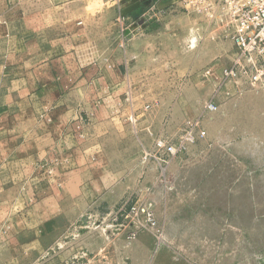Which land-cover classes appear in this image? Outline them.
I'll list each match as a JSON object with an SVG mask.
<instances>
[{
	"label": "rangeland",
	"instance_id": "374dc122",
	"mask_svg": "<svg viewBox=\"0 0 264 264\" xmlns=\"http://www.w3.org/2000/svg\"><path fill=\"white\" fill-rule=\"evenodd\" d=\"M169 1L161 0L160 6ZM132 6L133 0H0V166H18L20 148L13 136L18 119L27 120L28 131L34 127L37 65L66 49L72 30L88 28V45L118 46L130 37L132 24L146 23L143 16L135 20L139 14L132 11L121 14ZM169 6L179 8L176 0ZM178 11L164 22L186 17L187 31L174 38L189 41L199 33L196 19L201 20L184 8ZM155 20L160 26L163 16ZM186 48L189 61L198 47ZM225 59L220 54L211 63L193 61L201 68L194 67L188 78L184 116L203 119L200 114L212 98L218 109L206 114L204 123L217 122L219 128L213 132L209 125L206 136L168 162L159 186L168 205L155 207L144 192H133L107 212L76 216L53 248L26 256L24 264H264V142L247 141L240 128L243 122L256 128L264 121V85L226 80ZM22 103L26 111L19 110ZM2 125L10 126L7 141ZM24 145L33 150L32 134ZM53 163L39 167L51 174ZM25 166L32 169L35 162L27 160ZM132 206L153 210L156 225L147 226L141 214L130 215Z\"/></svg>",
	"mask_w": 264,
	"mask_h": 264
},
{
	"label": "crops",
	"instance_id": "0c3cea01",
	"mask_svg": "<svg viewBox=\"0 0 264 264\" xmlns=\"http://www.w3.org/2000/svg\"><path fill=\"white\" fill-rule=\"evenodd\" d=\"M160 1L133 0L132 8H123L121 14L132 11L139 14L135 20L143 16L146 23L132 24L130 37L118 46L88 45V28L72 30L68 47L37 65L34 127L28 131L27 120L18 119L13 128L18 166H0V264H24L26 256L42 255L71 230L76 216L107 212L133 192H144L155 207L168 205L159 187L168 163L148 158L147 150L159 137L176 142L188 122L197 119L185 118L182 98L190 73L201 68L194 62L211 63L221 54L229 65L236 48L197 13L199 33L189 41L174 38L187 31L186 17L164 20L183 7L169 6L175 0L160 6ZM161 16L159 26L155 18ZM192 44L198 49L188 61L186 47ZM18 108L27 109L25 103ZM202 111L201 127L207 133L209 125L218 130L219 123H204L211 111ZM251 123L240 127L247 141L264 142V121L256 128ZM9 131L2 125L3 141L9 140ZM28 134L34 141L29 151L24 145ZM27 160L35 167L25 166ZM49 160L54 161L51 174L39 167Z\"/></svg>",
	"mask_w": 264,
	"mask_h": 264
},
{
	"label": "built area",
	"instance_id": "2783aa9c",
	"mask_svg": "<svg viewBox=\"0 0 264 264\" xmlns=\"http://www.w3.org/2000/svg\"><path fill=\"white\" fill-rule=\"evenodd\" d=\"M187 12L203 14L208 22L222 30L223 36L231 38L236 55L224 70V78L252 87L264 85V0H176ZM214 102H208L204 111L217 110ZM135 119L132 118V122ZM201 120L189 122L176 142L159 137L151 152L158 160L168 163L179 152L206 136ZM130 215L141 214L149 227L156 225L153 210L132 206ZM136 236V232L132 233Z\"/></svg>",
	"mask_w": 264,
	"mask_h": 264
}]
</instances>
